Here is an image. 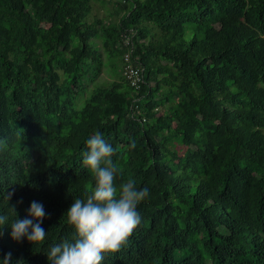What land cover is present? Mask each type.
<instances>
[{"label":"trees","instance_id":"1","mask_svg":"<svg viewBox=\"0 0 264 264\" xmlns=\"http://www.w3.org/2000/svg\"><path fill=\"white\" fill-rule=\"evenodd\" d=\"M90 1L0 0V212L47 213L43 242L0 229V257L49 264L73 237L62 215L94 183L82 152L101 131L117 184L150 188L102 264H264V0H113L117 21Z\"/></svg>","mask_w":264,"mask_h":264},{"label":"clouds","instance_id":"2","mask_svg":"<svg viewBox=\"0 0 264 264\" xmlns=\"http://www.w3.org/2000/svg\"><path fill=\"white\" fill-rule=\"evenodd\" d=\"M84 143L82 164L91 171L94 183L83 197L72 199L63 213L74 235L49 248L45 254L49 264H102L105 254L119 251L127 242L141 222L138 205L150 198V188L139 187L133 178L117 184L119 167L112 158L116 150L103 132L95 131ZM11 196V192L4 194L7 204ZM9 208L14 215L10 218L0 212V229L7 226L12 240H26L32 245L45 240L43 221L47 213L42 202L32 200L23 218L17 216L15 205ZM0 264L25 262L13 260L12 253L7 252L0 257Z\"/></svg>","mask_w":264,"mask_h":264},{"label":"rangeland","instance_id":"3","mask_svg":"<svg viewBox=\"0 0 264 264\" xmlns=\"http://www.w3.org/2000/svg\"><path fill=\"white\" fill-rule=\"evenodd\" d=\"M113 0H91L90 5H91V14L89 18H104L108 19L110 21H117L119 18V15H114L113 11L115 10L116 6L113 5ZM113 78L110 77V74L106 71L105 68L101 71V73L98 75V77L95 79L93 83L88 84V89L92 88L94 84L97 85H103L106 83H109ZM83 105V100L82 102L79 101L77 102L78 108H81Z\"/></svg>","mask_w":264,"mask_h":264},{"label":"built area","instance_id":"4","mask_svg":"<svg viewBox=\"0 0 264 264\" xmlns=\"http://www.w3.org/2000/svg\"><path fill=\"white\" fill-rule=\"evenodd\" d=\"M124 44H129V40L127 37L124 38ZM125 65L123 67V74L128 80L131 87L134 89H138L140 85L144 82L143 79V69L140 65H135L129 60V53H125L123 55Z\"/></svg>","mask_w":264,"mask_h":264}]
</instances>
